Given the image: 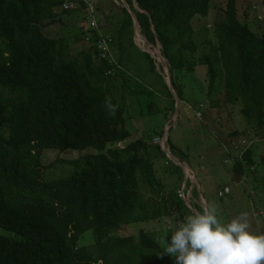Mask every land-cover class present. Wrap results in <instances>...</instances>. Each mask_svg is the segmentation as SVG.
Listing matches in <instances>:
<instances>
[{
	"label": "trees",
	"instance_id": "obj_1",
	"mask_svg": "<svg viewBox=\"0 0 264 264\" xmlns=\"http://www.w3.org/2000/svg\"><path fill=\"white\" fill-rule=\"evenodd\" d=\"M64 1L0 0V227L20 236L0 234V264H174L155 233L141 229L138 235L120 234L126 225L175 213L182 221L190 212L178 188L167 192L157 176L154 161L159 157L180 177L183 171L153 143L163 132L119 146L131 135L126 100L142 97L114 55L115 46L123 55L125 33L132 38V14L123 7L119 42L116 34L104 29L96 7L100 26L84 30V38L90 34L85 40L90 46L75 55L68 37L43 31L62 21L61 13L80 12L85 20L84 4L78 11L62 10ZM125 2L147 40L162 44L172 75L192 70L195 63L206 64L210 92L216 90L221 73L225 90L215 102L241 99L248 128L264 138V32L256 33L240 21L237 0H227L225 17L214 20L217 49L198 59L195 40L182 30H193L195 18L209 17L212 0ZM101 34L111 38L106 56L98 47ZM172 84L176 90L174 76ZM169 98L174 113L172 92ZM106 101L117 106L114 116L106 110ZM230 136L238 135L233 132L226 140ZM170 140L169 136L170 151L185 160ZM252 144L243 159L234 160L239 177L246 165L256 169ZM86 148L96 151L76 160L42 164L45 149ZM58 162L76 164L65 175L46 180L43 172ZM142 182L150 189L147 198ZM87 232L93 240L79 245ZM171 233L168 230L166 237Z\"/></svg>",
	"mask_w": 264,
	"mask_h": 264
},
{
	"label": "rangeland",
	"instance_id": "obj_2",
	"mask_svg": "<svg viewBox=\"0 0 264 264\" xmlns=\"http://www.w3.org/2000/svg\"><path fill=\"white\" fill-rule=\"evenodd\" d=\"M93 2L98 8V19L103 22L107 20L104 22L106 24L108 23L107 25L109 26V29H107L110 30L109 32L112 31L114 34H116L115 37L120 42L117 32L124 18L123 7L126 6L129 8L128 4L121 0H93ZM211 3L209 17L195 18V20L199 22L198 27L193 28V30H188V28H184L182 30L183 34H190L195 40L197 44L195 56L197 59L199 56L202 57L205 53L211 52L209 51L210 49H217L219 45L218 38L214 33V20H216V17H218V19L225 17L227 0H212ZM237 11L240 21L248 24V27H250L254 32L259 34L264 32V0H237ZM60 18L62 21L57 22L54 25H46L43 31L53 37H68L70 50L75 55L82 50H87L90 44L87 43L84 38V30L87 29V27L83 14L80 12L74 13L72 15L61 13ZM110 18H113V20L110 21ZM139 28V25H134L132 38L128 35V33H125L121 45L123 55L126 57L124 63L126 71L125 75L127 78L129 76L132 78V81H130V86L132 88H137L140 92L139 94H142V97L139 96L136 98L134 96L132 99L128 98L126 100L127 106H129L128 111H126V116L128 117V121H130L128 127L130 126L129 129L131 130V135L126 141L119 143V146H124L130 141L140 137L152 138L156 136L155 133L163 131L165 121L170 116V113L169 115H166L164 109L161 107L165 103L163 97L166 95L169 96L170 92L173 93V91H171V86L168 85V83H172L174 76V79L176 80V90H174L179 96V98L176 100V97L173 93L175 97L174 112L177 110L179 112V107H177V101L180 103L179 99L189 101V104L192 108H188L186 103L182 104L180 111L181 117L183 116L182 118L184 120L182 121L181 119L179 126H176L177 124L174 120L170 121L171 130L169 131V136L172 142H177L183 150H189L190 152V155H184L189 160L191 166L194 167L201 188L199 189L198 185L195 183L196 177L192 176V179L195 181L191 179L189 180L187 184V192L191 190L190 194L192 208L196 210V206H198L201 210L203 209L204 203L203 200L201 202L200 193L204 195V197L209 201L216 198L217 202V190L219 188H221L225 183L236 185L234 170L235 163L234 161L226 163L223 157H225V155L227 156V154L225 151L223 152V148L220 147L222 150L220 151L223 155L218 149L217 134L219 132L212 128L203 126L201 121L202 118L198 117L197 115L198 112H200V115L205 114L204 106H201L200 102L198 101L206 99L208 94L209 96L212 95L214 98H216L217 94L224 88L221 82L222 74L220 73V76H218L215 80L214 84L216 86V90L210 92L208 91L210 81L208 66L206 64L204 65L200 62L195 63V66L192 70H184L183 72L175 71V73L172 75L170 65L164 58L161 45L159 43H156V45L150 43L141 33ZM146 49L152 52L155 57L151 55L150 52L146 51ZM148 53L150 54L151 58L148 57ZM114 55H121L120 47H114ZM217 68L220 70L221 66L219 65ZM165 77H167L169 80L168 83ZM221 86L223 88H221ZM119 91L120 90L117 88V94ZM117 94V99H120V94ZM239 100L240 101L238 103L231 107L233 113L231 120L228 119V114L226 115V112H224L225 114L222 118H226V126H231L232 128L236 126L239 127L242 122L248 126L246 117L242 111L244 107L243 101L241 99ZM218 105H222V108H224L226 103L223 101V99H221ZM149 110L151 111L149 112ZM140 113L143 115H140ZM234 121L238 124L231 123ZM201 127L203 128L200 136H189L191 130L195 131L199 128L201 129ZM177 130L179 131V135H182V139L175 137L178 133ZM252 135L254 134L252 133ZM252 138H255V136ZM250 140L252 142L254 141L253 139ZM183 142L187 147L182 144ZM95 151L96 149L94 148H86L84 150L66 149L64 151L45 149L41 160L43 165L48 166L54 161L76 160L87 153ZM243 155L242 158H240L239 152L236 153L234 160L243 159ZM177 158L179 162H176L181 167H185L187 165V161L186 163L184 160L180 159V157ZM165 161L166 160L162 157L155 159V167L156 169H159L156 172L157 176L161 178V182L165 190L167 192L169 190L172 192L176 188L180 189V187L184 186V176L182 175V177H180L177 172H175L173 169H170V166L165 165ZM76 162L73 164V166L76 164ZM73 166L65 162H58L57 164L49 166L47 169H45L43 172L44 178L46 180H50L61 175H65L63 173L71 170ZM250 167V165L245 166V171L248 174L246 175V178L243 179L247 182L245 191H248V194L249 191L252 190L250 189L251 187L262 188L261 181H264V165L262 163H259V166L256 164V169L253 171H251ZM206 168L209 169L206 170ZM142 183V194L144 198H147L150 195V189L144 182ZM252 192L255 193V191H251V195H254ZM244 195L248 197L246 194ZM228 197L229 196H225L223 200L227 204L225 207L230 208V212L218 209V218L222 223H227L229 221L234 208L240 210L239 213L235 214L238 215L243 213L241 209H244L245 207L242 201L237 203L236 200H233L231 203H229L230 200H228ZM193 209L189 207V214H191ZM246 213L248 214V212ZM255 218L256 220L260 221L263 219V217H260L259 214H256ZM179 221H181L180 217L175 213L173 216H162L160 218H153L144 222L126 225L120 231V234L126 236L138 235L139 231L142 229L150 233H155L157 239L160 241L162 237H166V232L168 230L173 231L175 229V226ZM252 229L257 231L254 226H252ZM0 234L14 238L20 237L19 235L17 236L16 233L9 232L1 227ZM92 240L93 237L91 232H87L85 237L80 241L79 245H88ZM99 262L101 263V261Z\"/></svg>",
	"mask_w": 264,
	"mask_h": 264
},
{
	"label": "clouds",
	"instance_id": "obj_3",
	"mask_svg": "<svg viewBox=\"0 0 264 264\" xmlns=\"http://www.w3.org/2000/svg\"><path fill=\"white\" fill-rule=\"evenodd\" d=\"M106 110L114 116L117 106L106 101ZM159 242L174 264H264V232L252 229L247 213L222 223L215 202L186 215Z\"/></svg>",
	"mask_w": 264,
	"mask_h": 264
},
{
	"label": "crops",
	"instance_id": "obj_4",
	"mask_svg": "<svg viewBox=\"0 0 264 264\" xmlns=\"http://www.w3.org/2000/svg\"><path fill=\"white\" fill-rule=\"evenodd\" d=\"M109 20L111 21V20H113V18H110ZM106 21L107 20H105L104 22H106ZM101 22H102V24L105 27L104 29L107 30V31H110V30H108L109 29V26L107 25L108 23L106 24L103 21H101ZM198 25H199V22L197 20H196V22H192V28H196V27H198ZM115 56H116V60L119 61L121 63V65L124 67L125 58H126L125 55H115ZM123 57H124V60H123ZM165 78H166V81H167V77H165ZM167 83H168V81H167ZM169 84L170 83H168V85ZM222 85L224 86V83ZM170 86H171V84H170ZM221 88H223V87L221 86ZM224 90H225V87L221 91L222 94H223ZM171 91H173L172 87H171ZM208 96H209V94H208ZM208 96H206V99L198 101V102H200L201 106H204L205 114L198 115V113H200V112H198L197 115H198V117L202 118L201 121H202L203 126H205L207 128H212V129L216 130L217 132H219L217 134V140H218L217 145H218L219 151L222 148V145H221L222 142H224L226 140V137L228 135H230L231 133L235 132V133H237V135L239 137H247V134L250 133L251 134V139L254 140V142H253V144L251 146V152H250V156H251V158L253 160V163H254L255 166H256V164L259 166V163H262L264 165V138H259V137H263V136L261 134L255 133L254 130H250L248 128V126H246V124L244 122H242V124L239 127L235 125L236 127H234V128H232L231 126L230 127L226 126V123H225L226 118H225V120L223 122H221V119H222V117L225 114L224 112H226V115L228 114L227 115L229 117L228 119L231 120L232 115H233L231 107L234 106L236 103H238L240 100L238 99L235 102H229V103L227 102V104H226L227 106L225 105L224 108H222L223 107L222 105H218L217 102H215V99L217 97H219L218 94H217L216 98H214V96H212V95L209 96V98H208ZM163 99H164L165 103H164V105L161 108L164 109L166 115H169V113H170V116L165 121L164 129H163L162 132L164 133L165 129H167V127L169 125V130H167V135H168V138H169V131L171 130L170 121L174 120L176 122V124H177L176 126H179V123H180L181 119H182V121L184 120L182 118L183 116L181 117V111H180L181 107H182V104L186 103L188 105V108H190V109L192 107L189 104L190 103L189 101H186L184 99H179L180 100L179 112H178V114L176 112L172 113V112H170V104L172 102L171 98H169V96L166 95V96L163 97ZM210 105H211V107H210ZM231 123L238 124L235 121L231 122ZM202 128L203 127H201V129L199 128V129H197L195 131L191 130L189 136H191V137L200 136V134L202 132ZM252 133L254 135H252ZM253 136H257V137L252 138ZM175 137H177L178 139H182V135H179V131H178V133L176 134ZM171 144L176 146V148L178 150L179 149L182 150L183 155L184 154L190 155L189 150H186V151L183 150L177 142H172L171 141ZM182 144H184V142ZM184 145L186 146V144H184ZM223 152H224V150H223ZM221 154H222V152H221ZM226 157H227L226 155H225V157H223L224 160L226 159ZM186 159H187V157H186ZM186 159L184 161L185 162L187 161L189 163V160L188 159L186 160ZM188 163H187V165H189L191 167L190 169L193 170L192 172H194L195 175H196L194 167L191 166L190 163L189 164ZM208 169L209 168H206V170H208ZM247 174L248 173L246 171H245V173L243 174L242 177H239V176H237L235 174L236 185H231L230 183H225L221 188H219L217 190V198H218L217 202H216V198H214L213 200L209 201V200H207L204 197V195H202L200 193L201 202L203 200V203H204L203 207L206 206V204H208V203L215 202V204L218 206V209L230 212V208L225 207L227 205L224 202V200H223L225 196H229L228 197L229 198L228 200H230L229 203H231L233 200H236L237 203H240L242 201L243 204L245 205V207H244V209H241V210L243 211V213L248 212L249 217H250L249 221L251 223V226H254L255 229L258 232H264V218L261 219V221L260 220H256V218H255L256 214L258 215L262 211H264V181H261L262 188L261 187H251L250 189H252V190H250L249 194H248V191H245V189H246L245 186L247 185V182L245 180H243V179L246 178ZM182 175L184 176L183 172H182ZM195 183L198 185V188L200 189L201 185H200V182L197 179V175H196ZM185 184H188V181L186 182L185 176H184V186H185ZM183 187H180V188H183ZM225 187H229L231 189L230 193H225L222 196H220L219 195V191H222ZM253 190L255 191V193H254V195H251V191H253ZM190 193H191V190H190ZM231 194H233V195H231ZM244 194H246L248 197H246ZM186 204L190 207V205L187 202H186ZM190 208L193 209L192 207H190ZM196 210H198V209H196ZM193 211H194V209H193ZM239 211H240L239 209H235L234 208V210L232 211L231 215L234 216L236 213H239ZM232 216H230V217H232Z\"/></svg>",
	"mask_w": 264,
	"mask_h": 264
},
{
	"label": "built area",
	"instance_id": "obj_5",
	"mask_svg": "<svg viewBox=\"0 0 264 264\" xmlns=\"http://www.w3.org/2000/svg\"><path fill=\"white\" fill-rule=\"evenodd\" d=\"M82 4L85 5V24L87 28H98L100 26L98 19H97V13H96V6L93 2V0H65L62 5H60V8L62 10H74L78 11L81 9ZM85 40L89 41L90 40V34L85 36ZM111 41V38L109 36H104L101 34V38L98 41V47L104 52L103 56H106L105 52L109 50V42ZM113 63V61H112ZM200 115V113H198ZM167 130H169V125L167 127ZM251 139V134L248 133L247 137H239V136H230L228 137L227 140L222 142V148L227 154V157L225 159L226 163H230L234 161L235 154L239 152L240 158H242V155L246 152L247 148L250 147L252 144ZM153 143H158L161 145V148L164 149L165 145L170 149L169 144H168V135L166 133L162 134L161 136L155 137L153 139ZM167 155V154H166ZM167 157L172 160L174 163L177 164L172 158H170L169 155ZM167 163V162H166ZM179 165V164H178ZM180 166V165H179ZM181 167V166H180ZM183 169V173L185 176L186 182L192 179V176H195V173L192 172L189 165H186L185 167H181ZM189 168V171L185 172L186 169ZM253 169V168H252ZM230 188L225 187L222 191H219V195L222 196L225 193H230ZM253 194V192H252ZM178 195L180 198L185 200L190 206H191V194L190 191L187 192V184L183 188L178 189ZM262 216L264 217V211L261 212Z\"/></svg>",
	"mask_w": 264,
	"mask_h": 264
},
{
	"label": "water",
	"instance_id": "obj_6",
	"mask_svg": "<svg viewBox=\"0 0 264 264\" xmlns=\"http://www.w3.org/2000/svg\"><path fill=\"white\" fill-rule=\"evenodd\" d=\"M135 2H136V4H137V0H135ZM128 8V7H127ZM129 9V11L131 12V14H132V17H133V20H134V25L136 26V25H139V23H138V20H137V18H136V15H135V13H134V11H132L130 8H128ZM139 9V8H138ZM139 27H140V25H139ZM140 29V28H139ZM141 30V29H140ZM139 30V31H140ZM160 45H161V47H162V44L160 43V42H158ZM146 51H148V52H150L149 50H146ZM151 53V55H153L154 57H155V55L152 53V52H150ZM163 55H164V58L168 61V59L166 58V56H165V54L163 53ZM171 87H172V85H171ZM172 89H173V93H174V95H175V97H176V100L179 98L178 97V93L174 90V88L172 87ZM177 107H179V101H177ZM176 113L178 114V110L176 111ZM176 114V115H177ZM166 133H167V129H165V132L163 133V134H165L166 135ZM165 152H166V154L167 155H169L170 156V158H172L175 162L177 161V162H179V160H178V158L172 153V152H170V149L165 145V148L163 149Z\"/></svg>",
	"mask_w": 264,
	"mask_h": 264
},
{
	"label": "bare ground",
	"instance_id": "obj_7",
	"mask_svg": "<svg viewBox=\"0 0 264 264\" xmlns=\"http://www.w3.org/2000/svg\"><path fill=\"white\" fill-rule=\"evenodd\" d=\"M137 33H138V32H137ZM187 171H189V168H187L185 172H187Z\"/></svg>",
	"mask_w": 264,
	"mask_h": 264
}]
</instances>
